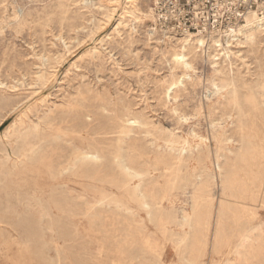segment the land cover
I'll list each match as a JSON object with an SVG mask.
<instances>
[{
  "label": "rangeland",
  "instance_id": "1",
  "mask_svg": "<svg viewBox=\"0 0 264 264\" xmlns=\"http://www.w3.org/2000/svg\"><path fill=\"white\" fill-rule=\"evenodd\" d=\"M141 3L142 7H144L145 2ZM148 6L151 9V4H149V2ZM66 13H68V15ZM104 14L103 11L87 9L82 5L76 6V4L72 3H63V5H61L59 0H0V122H3L2 124L0 123V204L2 202L4 203H2L0 207L8 205L11 207L10 210L13 211L5 217L3 216L6 220H1L0 218V235L6 233V235L8 234L10 236L8 239L9 242L6 241L7 243H1L0 239V264H243L244 259L249 258V256L254 258H252V263L250 262V264H257L256 258L264 255V159L259 157L257 160L249 163H252V165L246 168V170H249V172H247V178L242 179L245 191L242 194L243 197L237 199L236 204L225 201L226 197L221 190L222 174L221 170L218 169H220L219 164L223 166L226 158H231V161L232 159L234 160L236 153L239 151L237 149L239 142H236L235 136L237 116L234 112L235 115H233V117H228L229 113L234 109V101H236L235 93H237V99H239L242 106L244 105L245 107L248 103V101L245 102V100H247L246 98L251 100L250 103L256 104L255 107L247 108L250 117L249 127L246 128V131L251 139L255 137L254 140L256 144L264 147V34L259 39L261 45L259 44V50L256 55L247 53L246 49H244L241 50L244 56L243 61H241L240 58L230 57L229 61L219 66V69L228 76V79L221 78L214 80V82L211 79V69L200 60L193 61L194 71L185 72L182 68L177 66L168 54V44L167 46L162 45V38L160 35L157 33L152 35V37L147 35V29L151 26L149 22L137 24L134 30L129 29L127 24H123L116 30V19H111L110 22H106L103 18ZM154 27L159 28L157 22ZM232 36L233 34L230 38H234ZM209 38L206 37L203 38V40L208 42ZM225 38L220 39L224 40ZM204 47H202V49H204ZM236 50L238 51L239 49H233L234 52H237ZM258 62L260 63L258 64ZM181 76H183V78ZM230 77L231 80H229ZM217 90L221 91L218 92ZM83 102L86 106H84ZM105 107L108 108L106 109ZM125 113L127 114L125 115ZM116 116H124L126 119L130 118L131 121L135 120L138 122V124L136 123L137 125L135 124L132 126L133 128H130V132L128 133L131 134L134 131L132 134L133 136L127 135L128 138L127 136L124 137L126 147L134 148L138 154L144 151L152 152L150 157L153 158L156 152L168 153L170 150L174 154L181 155L186 159L189 156L188 151L190 148H195L193 150L195 157L191 161V168H193L190 170L191 173L196 171L197 155L207 156L206 167L201 177L202 180L204 178L208 179V177L212 179L210 191L213 198V215L210 221L211 223L209 224L210 227L208 226L206 230L205 228H201L198 233L204 237L201 242L203 250L199 247V244H196L191 229L184 225L185 219L191 214L193 203L200 194L199 188H197L200 178H196L197 181L191 184L184 183L185 186H180V189H174V191L169 193V199L167 198V200H165L167 206L164 203V209L169 215L170 221L164 224L152 221L140 205L133 200L134 198H130L131 195L129 192L116 189L112 180L104 177L101 173L95 174L93 177L89 178L82 166L79 167V169L77 168L74 171H70L71 174L66 172L65 176L61 175L60 181L59 179L58 181L57 179L53 181L50 178V164L58 161L59 155L62 154V151H60L59 154L55 149L58 137L63 136V142H65H62L64 154H69L73 148L86 150L88 149V145L97 146L104 154H109L114 146V142L111 140L114 136L104 137V135H99V133L106 132L110 125L115 122L114 117ZM60 117L63 119L61 120ZM124 117L123 119H125ZM108 118H110V121ZM225 119L226 121H224ZM140 121L142 122L140 123ZM78 122L84 124L85 128L76 131L77 133H72L73 130H76ZM212 125H214V127ZM13 127L14 129L16 128L15 131L19 130L20 134L16 132V134L12 136L13 130L11 129ZM158 130H161V133ZM64 131H66V133ZM146 131L148 133H146ZM26 132L30 133V138L26 141L27 145H39V141L44 140L45 147L42 149L41 153L43 152L45 156L41 158L42 160L29 161L31 153H28V157H19V148L23 143L22 135ZM65 135H67V137ZM86 135H88V137H84ZM233 135L234 139L231 138ZM36 137L37 139H35ZM150 137L153 140H150ZM199 137L202 139L203 144H201V139ZM200 144L202 146L198 148ZM209 144H211V147ZM182 147L185 150L179 152ZM229 152H231V154ZM34 168H37L38 171ZM100 169H102V167H100ZM29 171H32L34 174H30ZM8 177L13 181L7 183L6 178ZM98 180L103 184L98 182ZM194 183L195 185H193ZM35 184L37 186H35ZM51 185L57 188L58 186L61 187L65 185L67 188L63 186V192L61 194L63 201H65L66 208L64 207L63 209L65 210L63 211L53 208V213L50 214L51 216H48V219L45 215L43 218L41 207L43 209V206L45 204L47 205L49 202L48 200L52 190ZM252 185L254 187H252ZM21 188L23 190H21ZM117 192L120 193L118 194ZM254 196L255 198L253 199ZM258 198H260L261 201ZM22 200H25V203ZM103 201H106V204ZM240 201L241 203H239ZM18 202L21 203L19 204ZM34 202L35 204H33ZM72 203L77 209L79 208L82 210L80 215H72L66 211ZM92 204H94V206ZM17 207L20 208V210ZM245 209L246 212L244 211ZM63 212H65V214ZM129 213L132 215H129ZM125 215H127V218ZM0 216H2L1 213ZM26 216L30 219V228L28 227L30 233L28 236L30 237L23 248V242L25 240H22V238L24 234L18 226ZM29 216L32 217L30 218ZM57 217L60 218L57 219ZM146 217L147 220L145 219ZM17 219H19V222L16 221ZM44 220L47 224L44 223ZM33 221L36 224H34ZM39 221H41L40 223L42 225L39 224ZM57 221L60 222V224L58 223L60 226L57 225ZM142 223L147 227H144V225L142 227ZM47 225H49V227ZM68 226L73 227V234H71L72 227H69L70 229L66 228ZM130 226L133 230L130 229ZM40 227L42 228L40 229ZM62 228L64 230L66 229V233ZM38 229L41 230L42 233L41 231L39 232ZM45 229L48 230L46 231ZM123 229L126 230V232L122 231ZM208 229L209 232H207ZM58 230H60V235ZM245 230H249L250 233V241L248 240L246 242L247 244H243L239 240V236L243 234ZM257 230L258 232H254ZM31 231L32 233H36L31 234ZM56 232H58V235ZM40 233L42 235L41 237ZM185 235L187 241L184 239L183 243L181 239ZM35 236L37 240L40 241H37L36 238H34ZM231 236H233V239ZM49 237H52V240L50 238V242ZM223 238L225 239L224 246L220 242ZM40 243L45 247L41 248ZM176 246L179 247L176 248ZM203 246L207 248L205 249ZM250 247L253 248L251 249ZM256 247L258 248L256 249ZM20 248L22 249L20 250ZM197 248L198 250H196ZM38 249L43 251L47 262L39 260L36 253H34ZM62 249H64L65 252ZM203 251L205 252L203 253ZM255 251L258 254L257 256H255ZM20 252L26 255L24 260L27 259L25 261L19 258ZM59 255L62 256L60 257ZM190 255L193 261L189 258ZM64 256L65 258H62ZM196 256L198 257L195 258ZM227 257H230V259Z\"/></svg>",
  "mask_w": 264,
  "mask_h": 264
},
{
  "label": "bare ground",
  "instance_id": "2",
  "mask_svg": "<svg viewBox=\"0 0 264 264\" xmlns=\"http://www.w3.org/2000/svg\"><path fill=\"white\" fill-rule=\"evenodd\" d=\"M60 4L63 5V3H72V4H76L77 5H82L84 8L87 9H97L100 10L101 12L103 11L105 14L103 16V18L105 19L104 21L106 22H110L111 19H116L117 21V26H116V30H118L123 24H127L129 29L134 30L136 28L137 24H142V23H146L149 22L151 24V26L147 29V35L150 37H152V35H154L155 33L159 34L160 37L162 38V45L163 46H167L169 47L168 50V54L171 57V60L180 68H182L185 72H190V71H194L193 69V61L194 60H200L204 65H206L207 67H209L211 69V79L212 81L214 80H218V79H228V76L225 75L224 73H222V70L219 69V66L223 63H225L226 61H229L230 57H235V58H240L241 61H243L244 56L242 55V51L246 49L247 53H250L252 55H256L258 50H259V39L260 37L264 34V17H259L254 13L248 14L245 19L244 22L242 24H238L234 27H229L228 29L224 30V31H211V32H197V33H175L171 30L162 28L159 26V28L154 27L156 26V19L153 13V9L151 6V9L148 6V2L150 4V1L146 0L142 1V0H59ZM141 2H145V6L142 7V3ZM70 6V5H69ZM68 6V7H69ZM16 7V6H15ZM69 10V9H68ZM22 11V10H21ZM91 13V12H90ZM68 15V13H66ZM82 14V13H81ZM75 15V14H74ZM75 17V16H74ZM78 17V16H77ZM87 17V16H86ZM94 17V16H93ZM66 18V17H65ZM73 18V17H72ZM89 18V17H88ZM93 20V19H92ZM100 20V19H99ZM77 21V20H76ZM90 21V20H89ZM103 23V22H102ZM5 24V23H4ZM90 24V23H89ZM107 24V23H106ZM104 25V23H103ZM158 25V24H157ZM106 26V25H105ZM108 26V25H107ZM93 27V26H92ZM127 27V29H128ZM88 28V27H87ZM101 28V27H100ZM107 28V27H105ZM104 28V29H105ZM159 31V32H158ZM131 32V31H130ZM1 33V32H0ZM113 33V32H112ZM233 34L232 37L234 38H230L231 35ZM114 35V34H113ZM228 36V37H227ZM194 37V38H192ZM206 37H213V38H209L208 42H206L205 40H203V38ZM217 37V38H215ZM226 37V38H225ZM220 38H225L224 40L220 39ZM206 42V43H205ZM261 45V44H260ZM205 46V47H204ZM66 47V46H64ZM202 47H204V49H202ZM233 49H239L237 52H234ZM86 50V49H85ZM98 50V49H97ZM262 50V49H261ZM99 52V51H98ZM90 53V52H88ZM67 54V53H66ZM132 55V54H131ZM164 57V56H163ZM165 59V58H164ZM167 62V61H166ZM198 63V62H197ZM260 62H258L259 64ZM169 64V63H168ZM231 64V63H230ZM196 65V64H195ZM244 65V64H243ZM169 66V65H168ZM225 66V65H224ZM170 67V66H169ZM234 67V66H233ZM39 68V67H38ZM197 68V67H196ZM207 69V68H206ZM240 70V69H239ZM245 70V68H244ZM43 71V70H42ZM208 71V70H207ZM210 71V70H209ZM248 71V70H247ZM193 73V72H192ZM230 73V72H229ZM172 74V73H171ZM196 74V73H195ZM210 74V72H209ZM41 75V74H39ZM178 75V74H177ZM173 76V75H172ZM42 77V76H41ZM183 78V76H181ZM189 77V76H188ZM209 77V76H208ZM233 77V76H232ZM253 77V76H252ZM23 78V77H22ZM39 79V78H38ZM189 79V78H188ZM191 79V78H190ZM209 79V78H208ZM243 79V78H242ZM251 79V78H250ZM182 80V79H181ZM207 80V79H206ZM231 80V77L230 79ZM246 80V78H245ZM38 81V80H37ZM42 81V80H41ZM176 81V80H175ZM180 81V80H179ZM184 81V80H183ZM215 82V81H214ZM247 82V81H246ZM254 82V81H253ZM56 83V82H55ZM225 83V81H224ZM174 84V83H173ZM240 84V83H238ZM256 84V82H255ZM263 84V83H262ZM181 85V84H180ZM213 85V84H212ZM218 85V84H217ZM232 85V84H231ZM253 85V84H252ZM175 86V85H174ZM4 87V86H3ZM2 87V88H3ZM172 87V86H171ZM214 87V85H213ZM225 87V85H224ZM235 87V86H234ZM233 87V88H234ZM6 88V87H5ZM4 88V89H5ZM170 88V87H169ZM207 88V87H206ZM211 88V87H210ZM258 88V87H257ZM208 89V88H207ZM222 89V88H221ZM232 89V88H231ZM235 89V88H234ZM251 89V88H250ZM89 90V89H88ZM214 90V89H213ZM226 90V89H225ZM249 90V89H248ZM253 90V89H252ZM218 91V90H217ZM221 91V90H220ZM218 91V92H220ZM222 91L224 92V90L222 89ZM88 92V91H87ZM176 92V91H175ZM211 92V91H209ZM235 92V91H234ZM247 92V90H246ZM229 93V92H228ZM260 93V92H259ZM80 94V93H79ZM93 94V93H92ZM170 94V93H169ZM220 94V93H219ZM236 94V101H234V109L232 110V112L229 113L228 117L231 118L233 117V115L236 114L237 116V128L235 131V136H236V142H239L238 144V152L235 155L234 160L231 158L225 159V162L223 164V166H220L219 164V168L218 170H221V176H222V181H221V190L223 195L226 197L225 201L228 203H237V199H240V197H243V193L245 191V188L243 186V178H247V172H249V170H246L247 167L251 166V164H249L251 161L257 160L259 157H261L262 159H264V147L258 145L255 143L254 138L251 139L250 135L247 133L246 128L249 127V117L250 114L247 110V108L249 107H255L256 104L255 103H250L251 100H249L248 98H246L247 100H245V102L248 101V103L246 104V108L244 107V105H241V102L239 101V99H237V93ZM249 94V93H248ZM91 95V94H90ZM168 95V94H167ZM229 96V95H228ZM81 97V96H80ZM205 97V96H204ZM227 97V96H226ZM264 97V96H263ZM263 99V98H262ZM77 100V98H76ZM86 100V99H85ZM222 100V99H221ZM227 100V99H226ZM223 101V100H222ZM75 102V101H74ZM87 102V101H86ZM231 102V101H230ZM105 103V102H104ZM107 103V102H106ZM112 103V102H110ZM84 104V102H83ZM76 105V104H75ZM105 105V104H104ZM225 105V104H224ZM66 106V105H65ZM84 106H86V104H84ZM112 106V104H111ZM116 106V105H115ZM118 106V105H117ZM218 106V105H217ZM222 106V105H221ZM79 107V106H77ZM97 107V106H96ZM101 107V106H100ZM99 107V108H100ZM113 107V106H112ZM216 107V106H215ZM70 108V107H69ZM72 108V107H71ZM94 108V107H93ZM103 108V107H102ZM106 108V107H105ZM108 108V107H107ZM106 108V109H107ZM121 108V107H120ZM131 108V107H130ZM68 109V108H67ZM111 109V108H110ZM117 109V108H116ZM128 109V108H127ZM251 109V108H250ZM64 110V109H63ZM62 110V111H63ZM86 110V109H85ZM89 110V109H88ZM91 110V109H90ZM98 110V109H95ZM100 110V109H99ZM129 110V109H128ZM125 110V111H128ZM131 110V109H130ZM228 110V109H227ZM262 110V109H261ZM77 111V110H76ZM81 111V110H80ZM256 111V110H255ZM74 112V111H73ZM87 112V110H86ZM92 112V111H91ZM99 112V111H98ZM106 112V111H105ZM114 112V111H112ZM132 112V111H131ZM235 112V114H234ZM128 113V112H127ZM125 113V115L127 114ZM63 114V113H62ZM102 114V112H101ZM115 114V113H114ZM113 114V115H114ZM130 114V112H129ZM210 114V113H209ZM216 114V113H215ZM91 115V114H90ZM89 115V116H90ZM110 115V114H109ZM124 115V114H123ZM124 115V116H125ZM135 115V113H134ZM133 115V117H134ZM138 115V114H137ZM141 115V114H140ZM179 115V114H178ZM219 115V114H218ZM55 116V115H54ZM92 116V115H91ZM98 116V115H97ZM102 116V115H101ZM107 116V115H106ZM124 116H116L115 118V122L113 124L110 125V127L108 128V130L106 132H102L99 133V135H104V137L106 136H114L113 139H111L114 142V146L112 147V150L109 152V154H104L102 152V150L97 147V146H90L88 145L85 146L88 149L86 150H82L80 148H73L71 150V152L68 154H64L63 152V148H62V142H63V136H60L57 138L56 140V146L55 149L57 150V152L62 151V154L59 155V159L58 161H56L55 163H51L50 164V178L55 181L57 179H59L60 181V176L64 175L66 172L70 171H74L77 168L79 169V167H84L85 173L87 176L93 177L95 174L101 173L104 175V177H107L108 179L112 180V182L114 183L116 189H120L121 191H127L130 193L131 197L130 198H134L133 200H135L138 205H140V207L149 215L150 219L154 222H158L160 224H164V223H169L170 221V217L169 215L165 212L164 209V203L165 200H167L169 193L171 191H174V189L179 188L180 186H183L184 183H193L194 181H197L196 178H200L198 180V187L199 188V192H198V197L196 198L195 202L193 203L192 206V210H191V214L187 216V219H185L184 221V225L188 226L191 229V233L193 234V238L196 241V244H199V247H201L202 245V241L204 239V237H202V235L198 234L201 228H205V230L208 228L209 224L211 223V218L213 215V203H212V194L210 191V184L212 182V179L210 177H208V179H203L202 180V172L204 170V168L206 167V157L204 155H197V167H196V171L194 173H191V161L193 160V158L195 157L193 154V148H190L189 152V156L185 159L184 157H182L181 155H176L174 154L172 151L169 150V152H156L153 155V158L150 157V154L152 152H142L140 154L137 153V151L132 148V147H126L125 143H124V137H126L127 135H132L134 133L128 134L130 132V128L135 125L136 123L138 124L137 121H131L130 118L126 119ZM142 116V115H141ZM193 116V115H192ZM201 116V115H200ZM217 116V115H215ZM253 116V115H252ZM88 117V116H87ZM86 117V118H87ZM93 117V116H92ZM103 117V116H102ZM108 117V116H107ZM110 117V116H109ZM123 117L125 119H123ZM182 117V116H181ZM214 117V116H213ZM61 118V117H60ZM112 118V117H111ZM180 118V117H179ZM207 118V117H206ZM225 118V117H224ZM223 118V119H224ZM50 119V117H49ZM63 118H61L62 120ZM105 119V118H104ZM110 118H108L109 120ZM254 119V118H253ZM107 120V119H105ZM138 120V119H137ZM141 120V119H140ZM145 120V119H144ZM182 120V119H181ZM185 120V119H184ZM188 120V119H187ZM214 120V119H212ZM230 120V119H229ZM22 121V120H21ZM110 121V120H109ZM139 121V120H138ZM221 121V120H220ZM226 121V119L224 120ZM233 121V120H232ZM113 122V121H112ZM111 122V123H112ZM142 121H140L141 123ZM186 122V121H185ZM217 122V121H216ZM253 122V121H252ZM251 122V123H252ZM255 122V121H254ZM1 123V122H0ZM3 123V122H2ZM1 123V124H2ZM53 123V122H51ZM67 123V122H66ZM76 123V122H75ZM144 123V122H143ZM210 123V122H209ZM221 123V122H220ZM260 123V122H259ZM14 124V123H13ZM19 124V123H18ZM36 124V123H35ZM43 124V123H42ZM136 124V125H137ZM149 124V122H148ZM223 124V123H222ZM20 125V124H19ZM45 125V124H44ZM140 125V124H139ZM146 125V123H145ZM253 125V124H252ZM251 125V127H252ZM17 126V125H16ZM15 126V127H16ZM23 126V125H22ZM28 126V125H27ZM43 126V125H42ZM69 126V125H68ZM92 126V125H91ZM141 126V125H140ZM214 127V125H212ZM231 126V125H230ZM9 127V126H8ZM24 127V126H23ZM67 127V126H65ZM76 130H73L72 133H77L76 131H80L83 128H85L84 124H82L81 122L77 123L76 126ZM146 127V126H144ZM150 127V126H147ZM154 127V126H152ZM228 127V126H227ZM19 128V127H18ZM27 128V127H26ZM42 128V127H41ZM46 128V127H45ZM64 128V127H63ZM94 128V127H93ZM133 128V127H132ZM142 128V127H141ZM156 128V127H155ZM233 128V127H232ZM254 128V127H253ZM264 128V127H263ZM16 129V128H15ZM14 127L11 129L13 130V135L16 134H20L19 130L15 131ZM23 129V128H22ZM38 129V128H37ZM43 129V128H42ZM52 129V126H51ZM50 129V131H51ZM72 129V127H71ZM89 129V127H88ZM136 129V128H135ZM143 129V128H142ZM147 129V128H146ZM157 129V128H156ZM215 129V128H214ZM234 129V128H233ZM255 129V128H254ZM53 130V129H52ZM134 130V129H133ZM139 130V129H137ZM144 130V129H143ZM148 130V129H147ZM153 130V129H152ZM222 130V129H221ZM225 130V129H224ZM24 131V130H23ZM22 131V132H23ZM46 131V130H45ZM61 131V130H60ZM159 131V130H158ZM161 131V130H160ZM159 131V132H160ZM227 131V130H226ZM250 131V130H249ZM263 131V130H262ZM47 132V131H46ZM45 132V133H46ZM66 133V131H64ZM88 132V131H87ZM142 132V131H141ZM156 132V131H155ZM153 132V133H155ZM169 132V131H168ZM193 132V131H192ZM220 132V131H219ZM255 132V131H254ZM260 132V130H259ZM44 133V134H45ZM69 133V132H68ZM71 133V134H72ZM146 133H148L146 131ZM161 133V132H160ZM82 134V133H81ZM88 134V133H87ZM95 134V133H94ZM137 134V133H136ZM151 134V132H150ZM172 134V133H171ZM210 134V132H209ZM9 135V133H8ZM42 135V134H41ZM61 135V134H60ZM77 135V134H75ZM85 135V134H84ZM141 135V134H140ZM144 135V134H142ZM146 135V134H145ZM154 135V134H153ZM169 135V134H168ZM196 135V134H195ZM214 135V134H213ZM256 135V134H255ZM3 136V135H2ZM23 143L19 148V157H28V153H31V158L29 161H38L39 159H41L44 155V153L42 151V149L45 147V142L44 140H38L40 143L39 145H34V144H26V141L30 138V133L26 132L23 133ZM46 136V135H45ZM67 137V135H65ZM70 136V135H69ZM73 136V134H72ZM78 136V135H77ZM80 136V135H79ZM133 136V135H132ZM33 137V136H32ZM50 137V136H49ZM84 137H88V135L84 136ZM91 137V136H90ZM96 137V136H94ZM93 137V138H94ZM138 137V136H137ZM142 137V136H139ZM177 137V135H176ZM213 137V136H212ZM259 137V136H258ZM257 137V138H258ZM2 138V137H1ZM21 138V137H20ZM39 138V137H38ZM73 138V137H72ZM128 138V136H127ZM153 138V137H152ZM200 138V137H199ZM234 139V135L231 137ZM37 139V137L35 138ZM34 139V140H35ZM75 139V138H74ZM175 139V138H174ZM182 139V138H181ZM188 139V138H187ZM192 139V138H191ZM201 139V138H200ZM50 140V139H48ZM67 140V139H66ZM83 140V139H82ZM148 140V139H147ZM150 140L151 139L150 137ZM173 140V139H172ZM225 140V139H224ZM15 141V140H14ZM71 141V140H70ZM85 141V140H84ZM88 141V140H87ZM145 141V140H144ZM167 141V140H166ZM170 141V140H169ZM221 141V140H220ZM264 141V140H263ZM37 142V141H36ZM47 142V141H46ZM90 142V141H89ZM131 142V141H130ZM172 142V141H171ZM200 142V141H199ZM234 142V141H233ZM65 143V142H63ZM74 143V142H72ZM84 143V142H83ZM139 143V142H137ZM164 143V142H163ZM173 143V142H172ZM176 143V142H175ZM178 143V141H177ZM218 143V142H217ZM48 144V143H47ZM69 144V143H68ZM86 144V143H85ZM147 144V143H146ZM167 144V143H166ZM170 144V143H169ZM174 144V143H173ZM172 144V145H173ZM182 144V143H181ZM184 144V143H183ZM201 144H203V141L201 139ZM199 145L198 148H200L202 145ZM71 145V144H70ZM75 145V144H74ZM79 145V144H78ZM87 145V144H86ZM165 145V144H163ZM171 145V144H170ZM180 145V144H179ZM187 145V144H186ZM191 145V144H190ZM211 144H209L210 146ZM220 145V144H219ZM231 145V144H230ZM82 146V145H81ZM136 146V145H135ZM138 146V145H137ZM148 146V145H147ZM154 146V145H153ZM175 146V145H174ZM178 146V145H177ZM189 146V145H188ZM197 146V144H196ZM195 146V147H196ZM204 146V145H203ZM215 146V145H214ZM226 146V145H225ZM237 146V145H236ZM76 147V146H75ZM80 147V146H79ZM83 147V146H82ZM151 147V146H150ZM180 147V146H179ZM211 147V146H210ZM221 147V146H219ZM230 147V146H229ZM70 148V147H69ZM206 148V146H205ZM226 148V147H225ZM139 149V148H137ZM152 149V148H151ZM159 149V148H158ZM197 149V148H196ZM211 149V148H210ZM224 149V148H223ZM157 150V149H156ZM163 150V149H162ZM172 150V147H171ZM176 150V149H175ZM183 150H185L183 147L180 149L179 152H182ZM200 150V149H199ZM152 151V150H151ZM197 151V150H196ZM209 151V150H208ZM53 152V151H52ZM154 152V151H153ZM178 152V153H179ZM231 154V152H229ZM47 154V153H46ZM181 154V153H180ZM216 154V153H215ZM227 154V153H226ZM220 155V154H219ZM211 156V155H210ZM228 156V155H227ZM226 156V157H227ZM18 157V156H17ZM16 157V158H17ZM44 158V157H43ZM210 158V157H209ZM21 159V158H20ZM27 159V158H26ZM151 159V160H150ZM224 159V157H223ZM42 160V159H41ZM195 160V159H194ZM14 161V160H13ZM27 161V160H26ZM49 161V160H48ZM141 161V162H140ZM209 161V160H208ZM220 161V160H219ZM223 161V160H222ZM12 162V161H11ZM18 162V161H17ZM42 162V161H41ZM5 163V162H4ZM15 163V162H14ZM26 163V162H25ZM195 163V162H194ZM262 163V162H261ZM6 164V163H5ZM21 164V163H20ZM39 164V162H38ZM41 164V163H40ZM212 164V163H211ZM19 165V164H18ZM23 165V164H22ZM25 166V165H24ZM33 166V165H32ZM217 166V165H216ZM37 167V166H36ZM40 167V166H39ZM100 167H102V169H100ZM21 168V167H20ZM142 168V169H141ZM145 168V169H143ZM17 169V168H16ZM35 169V168H34ZM44 169V168H42ZM81 169V168H80ZM18 170V169H17ZM26 170V169H25ZM28 170V169H27ZM37 170V168L35 169ZM212 170V169H211ZM14 171V170H13ZM38 171V170H37ZM193 171V170H192ZM264 171V170H263ZM7 172V171H6ZM12 172V170H11ZM30 174H32V171H29ZM218 172V171H217ZM15 174V173H14ZM34 174V173H33ZM71 174V173H70ZM205 174V173H204ZM220 175V174H219ZM47 176V175H46ZM251 176V175H250ZM14 177V176H13ZM41 177V175H40ZM80 177V176H79ZM97 177V176H96ZM95 177V178H96ZM100 177V176H99ZM212 177V176H211ZM262 177V176H261ZM22 178V177H21ZM34 178V177H33ZM78 178V177H77ZM81 178V177H80ZM79 178V179H80ZM88 178V177H87ZM88 178V179H89ZM102 178V177H101ZM219 178V177H218ZM250 178V177H248ZM7 179V183L12 182L13 180L8 177ZM85 179V178H83ZM92 179V178H91ZM251 179V178H250ZM258 179V178H257ZM36 180V179H35ZM101 180V179H100ZM106 180V179H105ZM108 180V181H110ZM5 181V180H4ZM27 181V179H26ZM25 181V182H26ZM39 181V180H38ZM49 181V180H48ZM84 181V180H83ZM87 181V180H86ZM215 181V180H214ZM218 181V180H217ZM245 181V180H244ZM249 181V180H248ZM34 182V181H33ZM81 182V181H80ZM94 182V181H93ZM98 182H100L98 180ZM103 182V181H102ZM35 183V182H34ZM37 183V182H36ZM44 183V182H43ZM101 183V182H100ZM214 183V182H213ZM252 183V182H251ZM46 184V183H45ZM44 184V185H45ZM48 184V183H47ZM103 184V183H101ZM111 184V183H110ZM189 184V185H190ZM217 184V183H216ZM18 185V184H17ZM20 185V184H19ZM33 185V184H32ZM39 185V184H38ZM66 185V184H65ZM64 186V188H66ZM91 185V184H90ZM109 185V184H108ZM195 185V183L193 184ZM4 186V185H3ZM6 186V185H5ZM25 186V185H24ZM35 186H37L35 184ZM63 186H52L51 185V193H50V198H49V202L47 203V205L45 204L43 206V209L41 207V210L43 211V218L44 215L45 217L51 216L50 214L53 213V208H57L60 211H63L65 209H63L64 207L66 208V204L65 201H63L61 194L63 192ZM67 186V185H66ZM104 186V185H102ZM110 186V185H109ZM107 186V187H109ZM185 186V185H184ZM212 186V185H211ZM220 186V185H218ZM20 187V186H19ZM31 187V186H30ZM39 187V186H38ZM41 187V186H40ZM187 187V185H186ZM251 187V186H250ZM249 187V188H250ZM252 187H254L252 185ZM37 188V187H36ZM50 188V187H49ZM98 188V187H97ZM102 188V187H101ZM196 188V189H197ZM213 188V187H212ZM8 189V188H7ZM67 189V188H66ZM108 189V188H107ZM180 189V188H179ZM21 190H23L21 188ZM32 190V189H31ZM35 190V189H34ZM111 190V189H110ZM215 190V188H214ZM257 190V189H256ZM262 190V189H261ZM11 191V190H10ZM74 191V190H72ZM76 191V190H75ZM86 191V190H85ZM98 191V190H97ZM104 191V190H103ZM186 191V190H185ZM7 192V191H6ZM21 192V191H20ZM40 192V191H39ZM77 192V191H76ZM221 192V191H220ZM249 192V191H248ZM25 193V192H24ZM23 193V194H24ZM27 193V192H26ZM43 193V192H41ZM69 193V192H68ZM67 193V194H68ZM75 193V192H74ZM73 193V194H74ZM96 193V192H95ZM118 194L120 192H117ZM175 193V192H174ZM187 193V192H186ZM6 194V193H4ZM14 194V192H13ZM35 194V193H34ZM64 194V193H63ZM105 194V193H104ZM110 194V193H109ZM108 194V195H109ZM122 194V193H121ZM221 194V193H220ZM261 194V193H260ZM27 195V194H26ZM33 195V194H32ZM65 195V194H64ZM69 195V194H68ZM67 195V196H68ZM76 195V194H75ZM124 195V194H123ZM186 195V194H185ZM242 195V196H241ZM248 195V194H247ZM253 195V194H252ZM250 195V196H252ZM262 195V194H261ZM6 196V195H5ZM14 196V195H11ZM10 196V197H11ZM18 196V195H17ZM30 196V195H29ZM49 196V195H48ZM66 196V197H67ZM70 196V195H69ZM80 196V195H79ZM107 196V194H106ZM113 196V194H112ZM129 196V195H128ZM8 197V196H7ZM35 197V196H34ZM95 197V196H94ZM103 197V196H102ZM171 197V196H170ZM187 197V196H186ZM191 197V195H190ZM194 197V195H193ZM214 197V196H213ZM24 198V196H23ZM27 198V197H26ZM45 198V197H44ZM72 198V197H71ZM79 198V197H78ZM81 198V196H80ZM105 198V197H104ZM255 198V196L253 197V199ZM7 199V198H5ZM10 199V198H9ZM13 199V198H12ZM31 199V198H30ZM46 199V198H45ZM44 199V200H45ZM67 199V198H66ZM73 199V198H72ZM101 199V198H100ZM107 199V198H106ZM111 199V198H110ZM120 199V198H119ZM122 199V198H121ZM169 199V198H168ZM176 199V198H175ZM174 199V200H175ZM195 199V198H194ZM193 199V200H194ZM252 199V197H251ZM252 199V200H253ZM260 200V198H258ZM11 200V199H10ZM32 200V199H31ZM39 200V199H38ZM74 200V199H73ZM92 200V199H91ZM102 200V199H101ZM109 200V199H108ZM129 200V199H128ZM215 200V199H214ZM250 200V199H249ZM19 201V200H18ZM23 201V200H22ZM21 201V202H22ZM25 201V200H24ZM23 201V202H24ZM34 201V200H33ZM36 201V200H35ZM99 201V199H98ZM96 201V202H98ZM107 201V200H106ZM105 201V202H106ZM125 201V199H124ZM261 201V200H260ZM7 202V200H6ZM9 202V201H8ZM20 202V203H21ZM27 202V201H26ZM47 202V201H45ZM87 202V201H86ZM89 202V201H88ZM94 202V201H93ZM104 202V201H103ZM104 202V203H105ZM111 202V201H110ZM117 202V201H116ZM253 202V201H252ZM3 203V202H2ZM1 203V204H2ZM12 203V202H11ZM19 203V202H18ZM19 203V204H20ZM25 203V202H24ZM28 203V202H27ZM76 203V202H75ZM91 203V202H90ZM109 203V202H108ZM115 203V202H114ZM241 203V201L239 202ZM251 203V202H250ZM0 204V205H1ZM4 204V203H3ZM9 204V203H7ZM14 204V203H13ZM29 204V203H28ZM35 204V202L33 203ZM42 204V203H41ZM81 204V203H80ZM84 204V203H83ZM106 204V203H105ZM118 204V203H117ZM133 204V203H132ZM166 204V203H165ZM169 204V203H168ZM217 204V203H216ZM27 205V204H26ZM94 206V204H92ZM97 205V203H96ZM120 205V204H119ZM128 205V204H126ZM171 205V204H170ZM247 205V204H246ZM245 205V206H246ZM20 206V205H19ZM68 206V205H67ZM98 206V205H97ZM105 206V205H104ZM110 206V204H109ZM115 206V205H114ZM167 206V204H166ZM236 206V205H235ZM243 206V205H242ZM27 207V206H26ZM40 207V206H39ZM38 207V209L40 210V208ZM96 207V206H95ZM124 207V206H123ZM170 207V206H168ZM11 207H9L8 205L2 206L0 207V213L2 214V216H0L1 220H4L5 216L7 214H9L12 210H10ZM15 208V207H14ZM18 208V207H17ZM31 208V207H29ZM36 208V207H35ZM94 208V207H93ZM118 208V207H117ZM13 209V208H12ZM20 210V208H18ZM26 209V208H25ZM32 209V208H31ZM53 209V210H52ZM92 209V208H91ZM100 209V208H99ZM109 209V208H108ZM125 209V208H123ZM184 209V208H183ZM216 209V208H215ZM244 209V208H241ZM18 210V211H19ZM34 210V209H33ZM96 210V209H95ZM104 210V209H103ZM122 210V209H121ZM141 210V211H143ZM170 210V209H169ZM224 210V209H223ZM17 211V210H16ZM32 211V210H31ZM68 213H71L72 215H80L81 211L79 208L77 209L75 205H73V203L71 205H69V208L66 210ZM91 211V210H88ZM101 211V210H100ZM128 211V210H127ZM134 211V210H132ZM143 211V212H144ZM183 211V210H182ZM234 211V210H233ZM246 212V209L244 210ZM13 212V211H12ZM15 212V211H14ZM39 212V211H38ZM115 212V211H114ZM178 212V210H177ZM186 212V211H185ZM252 212V211H250ZM21 213V212H20ZM26 213V212H25ZM35 213V212H33ZM60 213V212H59ZM65 214V212H63ZM91 213V212H90ZM125 213V212H124ZM169 213V212H168ZM174 213V212H173ZM19 214V213H18ZM23 214V213H22ZM40 214V213H39ZM38 214V215H39ZM41 214V215H42ZM58 214V212H57ZM62 214V213H61ZM70 214V215H71ZM127 214V213H125ZM184 214V213H183ZM244 214V212H243ZM242 214V215H243ZM30 215V213H29ZM36 215V214H35ZM88 215V214H87ZM99 215V214H98ZM121 215V214H120ZM129 215H132L131 213H129ZM186 215V214H184ZM246 215V214H245ZM254 215V214H253ZM252 215V216H253ZM4 216V217H3ZM15 216V215H14ZM24 216V214H23ZM22 216V217H23ZM53 216V215H52ZM68 216V214H67ZM84 216V215H83ZM86 216V215H85ZM90 216V215H89ZM127 215H125L126 217ZM135 216V214H134ZM147 216V215H146ZM229 216V215H228ZM236 216V215H235ZM239 216V215H238ZM241 216V215H240ZM12 217V215H11ZM30 218L32 216H29ZM37 217V216H36ZM40 217V216H39ZM56 217V215H55ZM64 217V216H63ZM69 217V216H68ZM115 217V216H114ZM132 217V216H130ZM129 217V218H130ZM138 217V216H137ZM20 218V217H19ZM34 218V217H33ZM42 218V217H41ZM60 217H57V219ZM86 218V217H85ZM108 218V217H107ZM119 218V217H118ZM127 218V217H126ZM184 218V217H183ZM245 218V217H244ZM243 218V219H244ZM255 218V216H254ZM253 218V219H254ZM21 219V218H20ZM24 219V218H23ZM46 219V218H45ZM49 219V217H48ZM53 219V217H52ZM69 219V218H68ZM67 219V220H68ZM71 219V218H70ZM84 219V218H83ZM124 219V218H123ZM139 219V218H137ZM147 220V217L145 218ZM234 219V218H233ZM6 220V219H5ZM10 220V219H9ZM14 220V219H12ZM11 220V221H12ZM19 219H17L16 221H18ZM35 220V219H34ZM39 220V218H38ZM62 220V219H61ZM98 220V219H97ZM126 220V219H125ZM220 220V219H219ZM21 221V220H20ZM32 221V219H31ZM37 221V219H36ZM43 221V220H41ZM39 221V224H41ZM50 221V220H49ZM55 221V220H54ZM65 221V220H64ZM72 221V219H71ZM99 221V220H98ZM120 221V220H119ZM127 221V220H126ZM125 221V222H126ZM144 221V220H143ZM182 221V220H180ZM234 221V220H233ZM237 221V220H236ZM235 221V222H236ZM13 222V221H12ZM15 222V221H14ZM19 222V221H18ZM48 222V221H47ZM56 222V221H55ZM118 222V221H117ZM146 222V221H145ZM5 223V222H4ZM3 223V224H4ZM34 223V221H33ZM43 223V222H42ZM45 223V220H44ZM50 223V222H48ZM58 223L60 224L59 221H57V225ZM69 223V222H68ZM133 223V222H132ZM148 223V222H147ZM179 223V221H178ZM7 224V223H6ZM20 225L18 226L21 230V232L24 234V237L22 238V240H25L23 242V248L25 246V244L29 241L28 238L30 236H28L29 233V224H30V219L26 218L24 220H22V222L19 223ZM36 224V223H34ZM47 224V223H45ZM51 224V223H50ZM72 224V223H71ZM128 224V223H126ZM131 224V223H130ZM220 224V223H219ZM239 224V223H238ZM2 225V224H1ZM14 225V223H13ZM17 225V222H16ZM38 225V224H37ZM36 225V226H37ZM42 225V224H41ZM93 225V224H92ZM140 225V224H139ZM144 223H142V227H143ZM178 225V224H177ZM252 225V224H251ZM4 226V225H3ZM8 226V225H6ZM44 226V225H43ZM49 227V225H47ZM60 226V225H58ZM119 226V225H117ZM122 226V225H120ZM132 226V224H131ZM130 226V227H131ZM137 226V225H136ZM146 225H144L145 227ZM184 226V227H185ZM255 226V225H254ZM29 227V228H28ZM39 227V226H38ZM37 227V228H38ZM46 227V225H45ZM72 226H68L66 228H69ZM125 227V226H124ZM123 227V228H124ZM128 227V228H130ZM133 227V226H132ZM132 227L130 228L131 230ZM138 227V226H137ZM136 227V228H137ZM141 227V228H142ZM147 227V226H146ZM158 227V226H157ZM165 227V226H164ZM163 227V228H164ZM172 227V226H171ZM176 227V226H175ZM210 227V226H209ZM213 227V226H212ZM9 228V227H8ZM42 227H40L41 229ZM51 228V227H50ZM49 228V229H50ZM64 228V227H63ZM62 228V229H63ZM161 228V227H160ZM183 228V227H182ZM33 229V228H32ZM54 229V228H53ZM59 229V228H58ZM70 229V228H69ZM68 229V230H69ZM125 229V228H124ZM122 230L125 231L126 230ZM218 229V228H217ZM39 230V229H38ZM37 230V231H38ZM46 231L48 229H45ZM56 230V229H55ZM64 230V229H63ZM62 230V231H63ZM66 230V229H65ZM64 230V231H65ZM140 230V229H139ZM159 230V229H157ZM219 230V229H218ZM239 230V229H238ZM41 230H39L40 232ZM51 231V229H50ZM60 230H58L59 232ZM73 227H72V233L73 234ZM141 231V230H140ZM168 231V230H167ZM170 231V230H169ZM187 231V230H186ZM260 231V230H259ZM262 231V230H261ZM45 232V231H43ZM54 232V231H53ZM52 232V233H53ZM58 232L57 235H58ZM132 232V231H131ZM182 232V231H181ZM189 232V231H187ZM207 232H209V229L207 230ZM254 232H258L254 231ZM263 232V231H262ZM4 233V232H3ZM19 233V232H18ZM36 233V232H35ZM32 233L31 234H35ZM42 233V231H41ZM40 233V237L42 236ZM51 233V232H49ZM66 233V231H65ZM121 233V232H120ZM186 233V232H185ZM2 234V233H1ZM39 234V233H37ZM62 234V232H61ZM128 234V233H127ZM126 234V235H127ZM249 230H245L243 232V234H241L239 236V239L243 244L246 243L249 240ZM52 235V234H51ZM60 235V232H59ZM67 235V234H66ZM76 235V234H74ZM141 235V234H140ZM178 235V234H177ZM188 235V234H187ZM208 235V233H207ZM206 235V236H207ZM236 235V234H235ZM37 236V235H36ZM36 236L34 238H36ZM45 236V235H43ZM50 236V235H49ZM63 236V235H62ZM73 236V235H72ZM77 236V235H76ZM74 236V237H76ZM133 236V235H132ZM139 236V235H138ZM180 236V235H179ZM234 236V235H233ZM233 236L232 239H233ZM9 235L6 233L4 235H0V239H1V243L2 242H6L9 239ZM70 237V235H69ZM73 237V238H74ZM166 237V236H165ZM214 237V236H213ZM33 238V239H34ZM45 238V237H44ZM50 238L52 240V237H49V242H50ZM174 238V237H172ZM186 238V235L182 237L181 241H183L184 243V239ZM209 238V237H208ZM31 239V238H30ZM48 239V238H47ZM67 239V238H66ZM76 239V238H75ZM126 239V238H125ZM128 239V238H127ZM145 239V238H144ZM150 239V237H149ZM207 239V238H206ZM205 239V240H206ZM217 239V238H216ZM37 240V238H36ZM35 240V242H36ZM42 240V239H41ZM55 240V239H54ZM69 240V239H67ZM73 240V239H71ZM186 240V239H185ZM225 239H221L220 242L222 243V245L224 246V241ZM40 241V240H37ZM45 241V240H44ZM48 241V240H47ZM59 241V240H58ZM61 241V239H60ZM65 241V240H64ZM63 241V242H64ZM126 241V240H125ZM146 241V240H145ZM187 241V240H186ZM216 241V240H215ZM234 241V240H233ZM237 241V240H236ZM239 241V242H240ZM250 241V240H249ZM260 241V240H259ZM9 242V241H8ZM31 242V241H30ZM29 242V244H30ZM43 242V240H42ZM52 242V241H51ZM76 242V241H74ZM147 242V241H146ZM232 242V240H231ZM7 243V242H6ZM44 243V242H43ZM65 243V242H64ZM73 243V242H72ZM126 243V242H125ZM204 243V242H203ZM211 243V242H210ZM229 243V242H228ZM227 243V244H228ZM235 243V242H234ZM233 243V245H234ZM253 243V242H252ZM37 244V242H36ZM35 244V245H36ZM39 244V243H38ZM50 244V243H48ZM75 244V243H74ZM128 244V243H126ZM144 244V243H143ZM151 244V243H150ZM232 244V243H230ZM247 244V243H246ZM12 245V244H11ZM19 245V244H17ZM47 245V243H46ZM131 245V244H129ZM135 245V244H134ZM187 245V243H186ZM207 245V244H206ZM219 245V244H218ZM30 246V245H29ZM39 246V245H38ZM41 248L43 247L40 243ZM181 246V245H180ZM253 246V245H252ZM19 247V246H18ZM21 247V245H20ZM27 247V246H26ZM32 247V246H31ZM45 247V246H44ZM43 247V248H44ZM179 246H176V248ZM204 247V246H203ZM229 247V246H227ZM232 247V246H231ZM66 248V247H65ZM129 248V247H128ZM156 248V247H155ZM205 249L207 247H204ZM215 248V247H214ZM223 248V247H222ZM233 248V247H232ZM245 248V245H244ZM251 249L253 247H250ZM258 247H256L257 249ZM261 248V247H260ZM22 248H20L21 250ZM29 249V248H28ZM37 249V248H36ZM40 249V248H39ZM36 250V255L38 256L39 260L42 261H46V257L43 253V251L41 250ZM74 249V248H71ZM186 249V248H185ZM201 249L203 250V248L201 247ZM220 249V248H219ZM234 249V248H233ZM247 249V248H246ZM255 249V250H256ZM26 250V249H25ZM64 251V249H62ZM131 250V249H130ZM198 250V248L196 249ZM200 250V249H199ZM236 250V249H235ZM238 250V249H237ZM240 250V249H239ZM247 250H250L249 248ZM264 250V248H263ZM23 251V250H22ZM45 251V249H44ZM58 251V250H57ZM69 251V250H68ZM66 251V252H68ZM101 251V250H100ZM155 251V250H154ZM194 251V250H193ZM242 251V250H241ZM244 251V250H243ZM65 252V251H64ZM119 252V250H118ZM123 252V249H122ZM205 251H203L204 253ZM222 252V251H221ZM220 252V253H221ZM252 252V251H251ZM256 252V251H255ZM27 253V252H26ZM57 253V252H56ZM70 253V252H69ZM75 253V252H74ZM144 253V252H143ZM157 253V252H156ZM186 253V252H185ZM233 253V252H232ZM241 253V252H240ZM248 253V252H247ZM260 253V252H259ZM62 254V253H61ZM71 254H72V250H71ZM120 254V253H119ZM146 254V253H145ZM229 254V252H228ZM74 255V254H73ZM124 255V254H123ZM217 255V254H216ZM232 255V254H231ZM252 255V253H251ZM257 252L256 255L257 256ZM26 255H24V253L20 252L19 258H21V260L25 261ZM60 257L62 255H59ZM67 256V255H66ZM72 256V255H71ZM249 256V254H248ZM30 257V256H29ZM121 257V256H120ZM189 257V256H188ZM198 256H196L195 258H197ZM233 257V256H232ZM247 257V256H246ZM17 258V257H16ZM59 258V257H58ZM62 258H65L62 257ZM191 258V255L190 257ZM188 258V259H189ZM194 258V260H195ZM228 258V257H227ZM253 257L249 258H245L243 261V264H250L251 260ZM14 259V258H13ZM70 259V258H69ZM137 259V258H136ZM141 259V258H140ZM148 259V257H147ZM230 259V257L228 258ZM254 259V258H253ZM15 260V259H14ZM78 260V259H77ZM151 260V259H150ZM157 260V258H156ZM191 260L193 261V259L191 258ZM239 260V259H238ZM61 261V260H60ZM66 261V259H65ZM140 261V260H139ZM158 261V260H157ZM224 261V260H223ZM21 262V261H20ZM62 262V261H61ZM71 262V261H70ZM83 262V261H82ZM161 262V261H160ZM159 262V263H160ZM239 262V261H238ZM255 262V261H253ZM15 263V262H14ZM60 263V262H59ZM198 263V262H197ZM200 263V262H199ZM236 263V261H235ZM252 263V262H251ZM256 263L257 264H264V255L261 257H257L256 258ZM85 264V263H84ZM196 264V263H195ZM216 264V263H215Z\"/></svg>",
  "mask_w": 264,
  "mask_h": 264
},
{
  "label": "built area",
  "instance_id": "3",
  "mask_svg": "<svg viewBox=\"0 0 264 264\" xmlns=\"http://www.w3.org/2000/svg\"><path fill=\"white\" fill-rule=\"evenodd\" d=\"M158 26L175 33L224 31L248 14L264 17V0H149Z\"/></svg>",
  "mask_w": 264,
  "mask_h": 264
}]
</instances>
